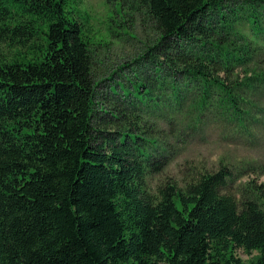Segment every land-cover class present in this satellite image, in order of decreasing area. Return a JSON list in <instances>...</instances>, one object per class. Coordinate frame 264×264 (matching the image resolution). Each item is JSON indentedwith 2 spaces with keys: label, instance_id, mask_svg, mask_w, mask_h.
Listing matches in <instances>:
<instances>
[{
  "label": "trees",
  "instance_id": "trees-1",
  "mask_svg": "<svg viewBox=\"0 0 264 264\" xmlns=\"http://www.w3.org/2000/svg\"><path fill=\"white\" fill-rule=\"evenodd\" d=\"M104 1H130L157 35L131 63L154 78L123 89L119 124L96 116L77 0H0V264H264V202L227 193L225 168L147 191L170 147L137 117L216 109L243 127L264 91V0Z\"/></svg>",
  "mask_w": 264,
  "mask_h": 264
},
{
  "label": "rangeland",
  "instance_id": "rangeland-1",
  "mask_svg": "<svg viewBox=\"0 0 264 264\" xmlns=\"http://www.w3.org/2000/svg\"><path fill=\"white\" fill-rule=\"evenodd\" d=\"M128 3L118 6L117 2L106 4L104 0H77V5L71 4L73 17L83 26L91 58L96 116L118 124L120 115L126 112L124 108L130 109L131 105L130 98L123 96V89L131 90L134 81L147 83L154 78L153 62L143 60L140 67L131 66L146 46H152L157 35L144 11ZM257 13L260 19L264 18L263 11ZM237 28L246 31L242 23ZM4 50L0 46V52ZM254 61L257 71L264 73V54L256 55ZM240 71L236 69L235 73ZM254 100L256 105L239 128L221 118L216 109L205 110L197 123H190L189 115L168 118L167 109L150 111L149 115L138 111L137 117L141 119L138 127L144 132L140 136L170 147V151L163 152L166 161L161 171L146 180L147 191L152 194L157 185L165 182L181 186L191 174L213 173L223 167L229 173L227 193L236 199L258 197L264 202V91ZM142 146L149 147L145 143ZM150 153L156 155L151 150ZM234 254L245 263L256 255L240 249Z\"/></svg>",
  "mask_w": 264,
  "mask_h": 264
}]
</instances>
